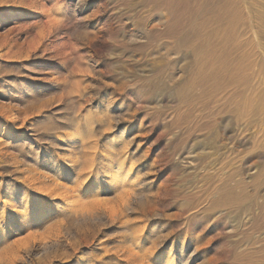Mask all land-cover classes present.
<instances>
[{
  "label": "rangeland",
  "instance_id": "1",
  "mask_svg": "<svg viewBox=\"0 0 264 264\" xmlns=\"http://www.w3.org/2000/svg\"><path fill=\"white\" fill-rule=\"evenodd\" d=\"M250 4L0 0V128L20 112L38 126L0 132V258L34 239L20 227L36 202L23 182L34 163L71 152L75 175L90 161L107 181L110 153H126L130 182L116 193L103 183L98 215L71 224L90 257L118 264L114 252L137 238L175 264H264V31ZM69 135L83 147L61 151L54 141ZM39 207L57 216L53 201Z\"/></svg>",
  "mask_w": 264,
  "mask_h": 264
},
{
  "label": "bare ground",
  "instance_id": "2",
  "mask_svg": "<svg viewBox=\"0 0 264 264\" xmlns=\"http://www.w3.org/2000/svg\"><path fill=\"white\" fill-rule=\"evenodd\" d=\"M250 1L252 3L250 6L253 8H247L250 9L251 15H255L253 16L254 23L251 27L255 30L264 31V12L260 10L264 9V0ZM8 115H10V113ZM11 116H14L12 118L13 120H11ZM36 118L37 116L34 114H24L20 112L18 115H15L11 113L10 116L4 117L5 121L7 120V127L2 130L0 128V132L4 130L5 133L10 136H20L21 134L26 135V132H23L24 129H30V131L34 133L38 128L35 122ZM19 122L21 125L17 124ZM66 124L63 126L58 125L55 129H70L74 126ZM55 129H52V131ZM35 137L31 136V140H33L32 138H37ZM41 140H43V138H41ZM54 142L61 151H67L71 148L73 149L75 146L83 147L82 139L74 135L67 136L65 140L58 138ZM88 146L90 148H95L92 144ZM87 154L88 153H85V156H87ZM95 154L98 153L95 152ZM117 155L119 154L117 153L116 156ZM109 156L111 158L110 160H112V163L115 165V169L108 179H106L107 181L103 180L97 172H93L92 167L88 166L90 161L88 163L86 161L82 162L83 164L80 166L77 165L79 167V174L76 173L77 175H75L77 170L74 165L78 163L79 158L77 156H73L71 152H69L68 158L59 159L56 166L52 168L50 167L53 165L49 167L48 163L41 165L40 163H34L33 166L37 167V169L28 170L27 174L30 173L32 175L25 176L23 182L25 185L27 183L29 186L28 188L32 189L36 194V202L34 203V210L24 214L25 224L24 221L22 224L20 223V227L25 225L30 237L32 236L34 239L27 240L23 244L15 243L13 247L14 249L16 248V250H13L10 256L8 254V256L6 255V258H0V264H28L26 263V260H28L26 257H29L30 261H34L35 264H100L103 262L105 260V254L102 257L99 255L90 257L88 255L86 247L87 245L89 247L92 246L89 245L91 240L77 235H72L71 224L76 223L81 225V223L86 220L93 219L96 215H98V212L95 211L96 209H94L92 205H95V202L93 201L97 198V196H99L100 191L105 189V185L103 183L106 182V191H108V193H116L118 190L117 186L120 185L121 182H130L127 170L128 163L126 162L128 159L129 161L131 160L130 157L126 155V153L120 155V159H117L112 153H110ZM38 169L40 171H38ZM16 200L19 203V206L22 207L28 203V200L21 195L17 196ZM48 200L53 201L56 207L57 216L54 218L49 216L53 213V210L39 207L42 202H47ZM124 204L125 203H123V205ZM119 211L121 212V209ZM108 212H106V214H108L112 219L115 216H118L116 214L120 213H116V211L111 213ZM61 215L63 217L59 219ZM32 227L34 228L31 229ZM92 243L94 244V241H92ZM108 245V241H98V247L103 248L105 252L109 251ZM129 245L137 247V251L136 249L132 250ZM123 246L126 247L125 250L119 248L114 252L117 256L116 259L118 264H175L172 256L165 257L163 255L161 252L163 248L162 246H156L155 248L157 250H152L144 242L137 241V238L135 240H133V238H129ZM54 249H56V252H53ZM181 260V264H184L185 258H182Z\"/></svg>",
  "mask_w": 264,
  "mask_h": 264
}]
</instances>
